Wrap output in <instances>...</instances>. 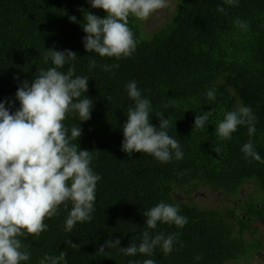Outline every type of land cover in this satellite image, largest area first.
I'll use <instances>...</instances> for the list:
<instances>
[{"label":"trees","instance_id":"trees-1","mask_svg":"<svg viewBox=\"0 0 264 264\" xmlns=\"http://www.w3.org/2000/svg\"><path fill=\"white\" fill-rule=\"evenodd\" d=\"M87 13L106 15L89 0H0V101L14 113L22 82L31 85L41 69L53 67L51 59L44 60L48 49L75 52V75L89 77L85 95L93 108L87 121L70 111L63 123L68 136L73 126L80 127L81 136L70 143L91 151L90 167L101 177L91 221L66 232L72 203L60 205L57 215L44 220L46 231L18 237L22 250L30 253L21 264H40L45 255L61 251L67 253L61 264H143L146 259L156 264H252L263 241L261 235L256 241V224L264 225V0H237L231 6L224 0H176L165 23L147 32L142 21L129 16L137 44L131 56L119 59L86 52L82 23ZM90 60L96 62L91 69ZM106 64L118 67L105 71ZM67 67L59 71L66 73ZM131 81L150 101V123L159 127L155 114L161 111L170 121L167 133L179 141L182 159L173 154L162 163L151 154L122 150V126L134 107L126 87ZM209 90L215 92L212 101ZM241 106L251 108L255 133L250 137L247 125H238L231 139H220L219 122ZM208 111L212 115L205 128L196 129L195 117ZM249 140L261 161L242 152ZM199 186H206V192L197 194ZM209 190L214 197L207 195ZM198 195L211 205H197ZM161 201L178 206L186 225L158 222L156 229H148L143 214ZM145 230L151 236L178 233L171 253L165 255L159 246L151 256L120 251L132 243L139 246ZM117 238L118 246L98 250L105 240ZM67 240L80 247H70Z\"/></svg>","mask_w":264,"mask_h":264},{"label":"clouds","instance_id":"clouds-1","mask_svg":"<svg viewBox=\"0 0 264 264\" xmlns=\"http://www.w3.org/2000/svg\"><path fill=\"white\" fill-rule=\"evenodd\" d=\"M224 2L231 6L237 0ZM89 3L93 8L103 9L106 15L103 18L92 13L83 16L84 48L86 52L116 59L131 56L136 48L137 41L128 26L129 16L146 21L154 12L168 7V0H89ZM217 11L225 9L218 7ZM70 20L76 22L74 16ZM237 24L247 27L239 20ZM76 58L77 54L70 50L48 49L44 60L51 59L53 67L41 69L31 85L27 80L22 82L15 94L19 109L10 113L0 101V264H21L29 260L30 253L22 250L24 245L18 237L39 236L46 231L44 220L57 215L58 207L62 204L67 207L68 201L72 208L65 221L66 232H71L78 222L92 219L96 185L101 177L90 167L91 151L80 150L77 143H70L81 136L80 127L73 126L68 136L63 123L70 111L78 114L79 121H87L93 108L92 100L85 95L89 77L75 75L72 62ZM66 64L67 72L59 71ZM95 66V60H90V69ZM115 67L118 65L103 66L105 71ZM126 87L134 107L128 109L127 121L122 126V150L128 155L151 154L162 163L169 162L173 154L175 159H182L179 141L167 133L170 121L161 111L155 114L160 118L159 127L153 126L150 101L142 97L135 81ZM206 96L212 101L215 92L209 90ZM211 115L210 111L197 115L194 127L204 129ZM255 123L251 108L241 106L225 114L216 132L220 139L229 140L238 125H247L251 137L256 131ZM241 150L246 158L261 161L251 140ZM143 215L147 217L148 229H156L158 222L179 228L187 223V217L179 214L178 206L163 201ZM177 236L178 233H172L165 237L163 232L151 236L145 230L139 246L132 243L120 251L128 256L137 253L151 256L159 246L167 255L173 250ZM65 243L72 248L80 247L70 240ZM119 244V238L105 240L98 250L104 252L105 247ZM66 256L64 251L58 256L45 255L40 264H61ZM143 264H156V261L146 259Z\"/></svg>","mask_w":264,"mask_h":264},{"label":"rangeland","instance_id":"rangeland-1","mask_svg":"<svg viewBox=\"0 0 264 264\" xmlns=\"http://www.w3.org/2000/svg\"><path fill=\"white\" fill-rule=\"evenodd\" d=\"M175 1L176 0H168V7L160 9V10L154 12L146 21H142L143 30L147 32V31L151 30L152 28L157 27L158 25L164 24L166 19L170 16V14L173 11V4H174ZM205 188H207V187L206 186H199L197 188V191H195V192L197 194L200 191L206 192V190H204ZM252 188H253V184L252 183L246 185L245 186V190L243 191V193L246 195L248 192L252 191ZM207 195H211L212 197H214L210 190L207 192ZM215 197H218V195H215ZM195 203L197 205H200V206H204V205L209 206V205H211L210 202L207 199L201 198L199 195L195 199ZM256 229L259 232V233H256V235H255V238H256V241H257L259 239V235L260 234L262 235V237L264 236V227H261L260 225L256 224ZM256 264H258V263H256ZM260 264H264V260H261Z\"/></svg>","mask_w":264,"mask_h":264},{"label":"flooded vegetation","instance_id":"flooded-vegetation-1","mask_svg":"<svg viewBox=\"0 0 264 264\" xmlns=\"http://www.w3.org/2000/svg\"><path fill=\"white\" fill-rule=\"evenodd\" d=\"M261 227H264V225L257 223ZM261 235V234H260ZM262 236V235H261ZM264 236H263V241L261 243L260 249H257L256 251L253 252L252 258H255L252 262V264H260L261 260H264ZM240 258H245V257H240ZM226 264H246L244 261H230Z\"/></svg>","mask_w":264,"mask_h":264}]
</instances>
